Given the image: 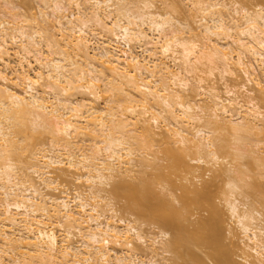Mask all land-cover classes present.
<instances>
[{
    "label": "bare ground",
    "instance_id": "6f19581e",
    "mask_svg": "<svg viewBox=\"0 0 264 264\" xmlns=\"http://www.w3.org/2000/svg\"><path fill=\"white\" fill-rule=\"evenodd\" d=\"M35 1L0 4V264H264V6Z\"/></svg>",
    "mask_w": 264,
    "mask_h": 264
},
{
    "label": "rangeland",
    "instance_id": "374dc122",
    "mask_svg": "<svg viewBox=\"0 0 264 264\" xmlns=\"http://www.w3.org/2000/svg\"><path fill=\"white\" fill-rule=\"evenodd\" d=\"M7 1V5L9 6V7H11V6H15L16 8H15V11H17V12H19V13H23L24 11H25V5H26V8L28 9L29 7V11H32L33 10V12L34 11H36L37 10V8H38V4H37V1H35V0H25L24 2H25V4L23 5V0H6ZM159 0H155L154 1V4L156 3L157 4V6L159 5V2H158ZM170 1H172V2H174L175 4H178V7L179 8H181V10H187V8H189L188 7V3L187 2H183V1H181V0H170ZM240 3H245L246 5H248L249 7H253L254 5H256V4H261L262 6H264V0H238ZM28 4H27V3ZM2 3V0H0V4ZM29 5V6H28ZM36 69V68H35ZM34 69H30L29 68V73H30V75L31 76H33V71ZM40 139L41 140H44V136H40ZM86 150H87V153L89 154V152H90V150H89V148L88 147H86ZM159 153V152H158ZM160 154V155H159ZM159 154H157L159 157H162V155H161V153H159ZM242 161H244V160H242ZM247 161V160H246ZM246 161H244V162H246ZM159 163H165V161L163 162V160H162V162H160L159 161ZM249 167H251V166H249ZM205 169H207V168H203L202 167V169H198L199 170V173H200V175L202 176V178H201V176H200V178L201 179H199V180H197V181H194L195 183H197V184H200V182H202V180H206L207 179V173H206V175H204L203 173H205ZM83 170L82 171H78V174L79 175H82L83 174ZM56 173H58V172H56ZM156 173H157V171L156 170H150V174H148V176H146V179L148 180V181H150V182H155L156 181ZM249 174V173H248ZM250 175H251V177H252V174L250 173ZM255 178H253L252 177V179H253V181H254V179H258V181H259V176H258V178H256V176H254ZM77 177H76V175H74L73 173H67L66 174V177H65V180H64V182L62 183V184H64L67 188H69V189H72V188H76V189H78L79 191H84V185H83V179H76ZM260 181H262V182H264V179H260ZM250 182H252L251 181V178H250ZM252 184H250V186H251ZM259 186V185H258ZM257 186V187H258ZM262 186H264V184H262V185H260V187H262ZM255 187V186H254ZM254 187H252L251 186V188H253L254 189ZM260 187H259V190H258V188H256V189H254V191H256V193L258 194V192L260 191ZM249 189L248 188V190H247V192L248 191H250V190H252V189ZM262 188H264V187H262ZM155 190L156 191H160L161 192V188L160 187H158V186H156V188H155ZM257 190H258V192H257ZM253 191V192H254ZM162 192H165V191H162ZM177 193H178V191H176ZM255 193V195L257 196V194ZM260 193H262L261 191H260ZM259 193V194H260ZM250 194H253L252 192L250 193ZM258 194V195H259ZM254 194H253V196H255ZM252 196V197H253ZM250 198H251V195L249 196ZM249 198V199H250ZM112 203H113V205H114V209H116V210H118V213H119V216L120 215H123L124 217H126V218H130V219H132L133 217L132 216H129L128 214H123L122 212H121V210H120V207L123 205V201L122 200H120V201H112ZM177 205V204H176ZM227 216H226V214H225V218H226ZM227 219V218H226ZM228 222V221H227ZM230 224V222H228V225ZM231 226H233L232 224H230ZM142 228H143V230H145V233H147V234H151V233H155L157 230L155 229V228H151V227H149V226H147V225H143L142 226ZM233 229H234V227H232ZM74 240H75V238H73ZM192 250H193V252L197 255V254H199L198 256L201 258V260H203V262L205 263V264H212V262L211 261H209V259L208 258H206V256H205V254H204V250H206V249H204L203 250V248L201 249H199L198 247H193V248H191ZM168 257H169V260L171 259V258H173V254H170V255H168ZM174 259V258H173ZM172 259V260H173ZM172 260H170V262H172ZM183 262V261H182ZM182 262L181 261H179V260H177V263L178 264H182ZM202 262V261H201ZM173 263V262H172ZM175 263V262H174ZM173 263V264H174ZM186 263V262H185ZM190 263V262H189ZM203 263V264H204ZM202 264V263H201Z\"/></svg>",
    "mask_w": 264,
    "mask_h": 264
}]
</instances>
